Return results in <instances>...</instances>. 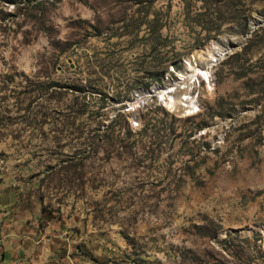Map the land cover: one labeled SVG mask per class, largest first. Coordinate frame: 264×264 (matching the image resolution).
<instances>
[{
	"label": "rangeland",
	"instance_id": "obj_1",
	"mask_svg": "<svg viewBox=\"0 0 264 264\" xmlns=\"http://www.w3.org/2000/svg\"><path fill=\"white\" fill-rule=\"evenodd\" d=\"M0 191L42 264H264V0H0Z\"/></svg>",
	"mask_w": 264,
	"mask_h": 264
},
{
	"label": "bare ground",
	"instance_id": "obj_2",
	"mask_svg": "<svg viewBox=\"0 0 264 264\" xmlns=\"http://www.w3.org/2000/svg\"><path fill=\"white\" fill-rule=\"evenodd\" d=\"M232 44L237 43H231L229 47ZM229 47L221 46L216 41L209 43V45L202 49L201 53H199V56L195 61V65H189L188 68L180 74V78L177 81L176 86H162L161 88L153 87L149 92H140L141 96H139L147 99L152 95H156L159 102L172 109V111H174L176 114H191L196 110L197 107L195 97H192L189 103H185L184 101L180 102L176 100V98H174L171 93L176 92L178 89L186 91L183 93H191L193 88L197 86L202 80L207 82V86L211 92L214 81L213 65L222 59Z\"/></svg>",
	"mask_w": 264,
	"mask_h": 264
},
{
	"label": "crops",
	"instance_id": "obj_3",
	"mask_svg": "<svg viewBox=\"0 0 264 264\" xmlns=\"http://www.w3.org/2000/svg\"><path fill=\"white\" fill-rule=\"evenodd\" d=\"M2 203L5 202L0 199V209ZM2 220L0 216V264H42L43 258L35 246L39 229L23 222H18L17 225L3 224Z\"/></svg>",
	"mask_w": 264,
	"mask_h": 264
},
{
	"label": "water",
	"instance_id": "obj_4",
	"mask_svg": "<svg viewBox=\"0 0 264 264\" xmlns=\"http://www.w3.org/2000/svg\"><path fill=\"white\" fill-rule=\"evenodd\" d=\"M254 27L251 29V31L246 35L245 38L249 37L250 34L252 33ZM244 42H240L237 44H232L229 49L225 52V55H223V58L227 57L230 53L234 52L235 50L241 48L243 46ZM222 58V59H223ZM158 88H161L162 86H157ZM151 89L147 90V92H149Z\"/></svg>",
	"mask_w": 264,
	"mask_h": 264
}]
</instances>
